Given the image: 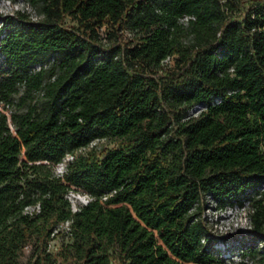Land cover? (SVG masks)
<instances>
[{
	"label": "trees",
	"instance_id": "16d2710c",
	"mask_svg": "<svg viewBox=\"0 0 264 264\" xmlns=\"http://www.w3.org/2000/svg\"><path fill=\"white\" fill-rule=\"evenodd\" d=\"M30 1L1 18L0 264H264V0ZM234 206L232 246L204 210Z\"/></svg>",
	"mask_w": 264,
	"mask_h": 264
},
{
	"label": "rangeland",
	"instance_id": "374dc122",
	"mask_svg": "<svg viewBox=\"0 0 264 264\" xmlns=\"http://www.w3.org/2000/svg\"><path fill=\"white\" fill-rule=\"evenodd\" d=\"M18 1V4L21 6L23 5L24 7L29 6L33 10H35L37 13L42 14V12L39 10V4H35L30 0H13ZM254 1H249L248 4L246 5L245 9L249 7V5H252ZM3 6V0H0V8ZM246 12V10H244ZM66 23L68 25L75 24L76 21L73 20L70 16L66 17ZM111 30V27L108 24H103L102 26L99 27V31L101 32L103 36V40L105 41H110L108 40V31ZM119 37L118 39L124 43H128L134 35L132 32L128 30H119ZM175 59L174 57H170L168 59H165V66L166 67H171L174 66L175 64ZM23 91V87H21L19 93L16 95L18 97ZM36 98L35 101H40L42 98H40L37 94H35ZM18 98L15 99V102H1L0 103V109L6 110L8 112H11L13 109H18L22 108L23 106H19L18 103ZM202 109V106L200 105H195L191 109L192 114H197L199 111ZM117 143V140L114 139H109V138H100V140H96L92 144H90V147L94 145V148H96V151H100L104 147H112ZM86 149H83V151ZM55 170L57 172L61 171V165L59 168L55 167ZM68 198L71 201L72 208H76L81 204H84L85 201L89 199L88 195L84 194V192L80 191H75L72 190L68 193ZM204 212L207 214L209 220H210V225L214 229V232H216L218 235H229V243L233 246L235 245V234L236 232L241 228V229H248L249 225L247 222V214H248V208L247 206H239V207H228L224 208V210H219V209H214L213 207L206 208ZM28 213V212H27ZM29 214L32 215L30 212ZM66 229V224L60 225L57 230H62ZM234 237V238H232ZM68 241H71V238L69 235H64V234H52V238L48 241L47 243V251L51 252L53 256L58 253V251L64 249L65 243ZM37 243V244H36ZM41 244V241L39 240H30L29 243H27L24 248L23 252L21 253L19 263L18 264H32L34 261H36L38 257V247ZM237 244V243H236ZM219 247L222 248V252H225L226 254H229L225 245L223 243L219 242ZM237 260L239 258L235 257Z\"/></svg>",
	"mask_w": 264,
	"mask_h": 264
},
{
	"label": "built area",
	"instance_id": "2783aa9c",
	"mask_svg": "<svg viewBox=\"0 0 264 264\" xmlns=\"http://www.w3.org/2000/svg\"><path fill=\"white\" fill-rule=\"evenodd\" d=\"M20 12L26 13L28 19L32 20V21H39V20L44 18L43 13L39 14L35 10L30 8L29 6H26V7H24L23 5L20 6L18 4V1L13 2V0H3V6L0 8V27L2 24V21H1L2 17H5L7 15H17ZM184 19H188V16L184 17ZM168 58H166V59H168ZM71 157H72V155H69L67 158H71ZM61 167H63V165H61ZM89 199L87 201H85V203H87L89 201ZM79 206L76 208H72V209L74 211H76L79 208ZM39 210H40V204L39 203L35 204V205H28L25 207V212H28V213L31 212L32 214L35 212H38ZM247 222H248V225L250 228L249 212L247 214ZM63 224H66V229H69L70 220H67L66 222L62 223L61 225H63Z\"/></svg>",
	"mask_w": 264,
	"mask_h": 264
},
{
	"label": "clouds",
	"instance_id": "9594fccd",
	"mask_svg": "<svg viewBox=\"0 0 264 264\" xmlns=\"http://www.w3.org/2000/svg\"><path fill=\"white\" fill-rule=\"evenodd\" d=\"M60 165H63V163L58 164L56 167L59 168ZM61 168L63 169V167H61ZM61 171H62V170H61ZM59 172H60V171H59ZM84 194L88 195V197L90 198V195H89V194H87V193H84Z\"/></svg>",
	"mask_w": 264,
	"mask_h": 264
}]
</instances>
